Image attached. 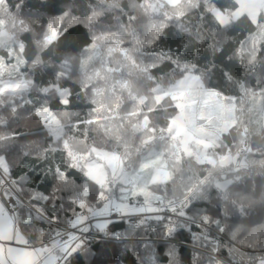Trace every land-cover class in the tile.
Returning a JSON list of instances; mask_svg holds the SVG:
<instances>
[{"label":"trees","instance_id":"16d2710c","mask_svg":"<svg viewBox=\"0 0 264 264\" xmlns=\"http://www.w3.org/2000/svg\"><path fill=\"white\" fill-rule=\"evenodd\" d=\"M58 4V8L50 10H70L67 16H49L40 0L0 2V28L10 35L6 45L0 44V80L26 82L20 91L0 92V157L5 159V173L12 186L27 202L25 208H31L33 216L47 213L48 220L52 215L60 219L55 225H41L38 221L25 225L17 217L20 230L32 243H51L49 238L64 226L70 214H87L112 198L129 202L117 199L118 184L113 182L109 188L108 182L103 187L87 176L72 154L84 156L93 147L113 151L125 168L135 170L150 150L169 151V145L175 142L161 141L160 129H166L169 119L180 110L169 95L157 99L155 94L186 73H196L200 88L213 90L234 104V121L221 130L207 152L200 144L193 147L196 152L203 150L214 163H201L192 152L190 157L185 154L179 164L173 162L177 157L169 156L168 167H164L169 178L147 185L149 204L141 193L131 190L124 194L131 197V202L144 201L151 209L145 222L152 219L149 214H156L154 204L184 202L189 196L201 211L194 210L181 219L183 208L180 209L167 225L179 233L173 239L166 240L164 229L153 219L139 232L129 228V240L109 241L102 246L109 253L118 250L122 260L117 264H155L153 256L161 264H168L165 252L172 253L171 264H221V260L225 264H233V260L235 264H256L264 256V10L259 7L254 21L247 13L233 17L237 0H179L174 4L166 0H58ZM89 7L93 9V19L104 17L100 25L89 29L91 33L97 35L103 30L123 44L105 45L102 56L90 57L80 51L86 43L85 29L76 28L58 45L45 50L42 37L48 33L49 23L57 29L61 21L65 27L72 23L87 25L80 17L87 14ZM258 94L260 113L254 122L250 119V97ZM69 96L70 102L62 107L58 98L66 101ZM44 107H51L59 124L57 135L46 123L41 127L45 120L37 110ZM130 113H140L141 121L144 116L150 117L151 127L157 130V140L152 145H144L149 134L135 131L137 117ZM89 120L97 122L88 124ZM77 122H84L79 129ZM104 124L109 132H104ZM240 151L245 157L238 160L243 155ZM228 152L231 160L227 165L219 164ZM59 169L68 171L70 177L57 175ZM37 175L40 182H52L47 204L40 203L42 198L32 187ZM224 180L228 181L224 187L216 184ZM99 192L103 196L98 199ZM34 195L36 203L29 204ZM212 210L219 211L221 226L227 231L221 236L216 227L204 225L197 232L198 238L188 243V250L177 255L176 246L189 239L180 230L199 224L205 211L212 215ZM234 218L242 222L233 226ZM124 228L113 225L111 232ZM205 233L215 239L208 243ZM91 234L80 239L76 248L81 254L90 250L95 230ZM216 239L220 241V259L213 255ZM141 240L155 243L143 248L137 244ZM194 254L198 258L193 261Z\"/></svg>","mask_w":264,"mask_h":264},{"label":"snow or ice","instance_id":"6c2138e0","mask_svg":"<svg viewBox=\"0 0 264 264\" xmlns=\"http://www.w3.org/2000/svg\"><path fill=\"white\" fill-rule=\"evenodd\" d=\"M41 4L45 7L46 10H48L49 16H57V15H68V11H51L50 9L52 7H59L58 0H52V3L49 4V0H40ZM88 7V5H86ZM223 11V9H221ZM93 9L91 7L88 8V12L86 15L80 17L81 20L87 21V25L84 23H72L69 26L65 27L63 25V22L61 21L60 29H57L54 27L51 23L47 25V28L49 29L48 33L42 37L45 50L47 48L52 47V45L56 44L58 45L59 42L67 37L69 33H71L76 28H84V38L86 40V43H84L82 46H80V51L82 53L89 54L90 57H100L102 56V49L105 45H114L117 43L123 44V41H119L116 39L115 36H109L108 34L104 33L103 30L97 35H93L91 31L89 30L93 25H100L103 21V15L95 17L93 19ZM134 19V17H133ZM219 23V21H218ZM223 27V25H221ZM62 29V30H61ZM220 51H223V48L221 47ZM243 70V69H242ZM223 75V73H222ZM211 95V94H209ZM71 97L69 96V99L66 101L59 100L58 103L62 107H66L68 103L70 102ZM174 100L180 99L182 102L175 105L177 110H180L182 107H186V105L183 103L182 97H173ZM236 97H233V100L235 101ZM203 103L207 104L208 100H204ZM39 110H37L38 112ZM49 111H52L51 107H49ZM95 105H93V112L95 113ZM129 115H135L137 117V124L135 127V131H137L138 134L144 135L149 134V138L144 140V145L150 146L153 144L154 141L157 140L156 132L157 130L154 127H151L150 125V117L144 116L143 120L141 121L139 119L140 113H130ZM39 119V116H37ZM203 118V117H202ZM115 119V117H113ZM95 120H89L87 121L88 124L96 123ZM47 123V121H43L41 123V127H44V124ZM81 123L84 122H77V128L79 129ZM182 123L181 117L177 116L174 119H169L167 128H161L160 129V136L159 139L161 141H174V144L169 145V151L161 152L157 155L156 158V164L159 166V164L163 163L164 167H168L167 160L169 156L177 157L173 162L174 163H181L185 154H188L189 157L191 156V153H189V148L191 147V143L184 140V134L182 132H178V125ZM109 128L107 124H104V132H109ZM14 135H19V133H16ZM51 139V137H49ZM203 147H205V150L207 152V149L210 147L208 144H203ZM115 154L113 155V159H115ZM201 163H207V164H213L214 160L207 157L205 155V158L200 161ZM225 159L222 158L220 163L223 165L225 163ZM60 173L63 174L65 179H68L70 177L69 172L65 171L64 169H59L57 172V175ZM15 179V178H14ZM87 179V177H85ZM41 179L37 175L34 177V183L32 187L35 189V192L38 194L39 197H41L40 203L47 204L49 199H51V188H52V182L51 180H43V182H40ZM19 183V181H17ZM103 196V192L97 193V198ZM118 200H128L131 202V197L125 195L123 192L120 193V195L117 197ZM20 200V203L17 204L16 201ZM37 196H32L31 200L28 201L29 204L36 203ZM7 202V203H5ZM0 204H2L5 209L9 208V204L11 205L10 209V216L12 213H15V216L12 217L13 221L15 222L17 217L19 218V222L23 223L25 225H30L34 221H38L41 225H43L46 222H50L51 224H59L60 219L57 215H52L50 217V220L46 219L48 214L45 213L43 216H41L39 213H37L35 216H33V210L31 208H25V201L21 200L18 195L13 193L12 195H9L7 191L0 193ZM37 207H39V204H37ZM52 207L55 208L56 204L55 202L52 204ZM99 207V205H98ZM183 208V216H181V219L187 218L188 214L190 212H193L194 210L196 212H200L199 206L197 205L196 201L193 200L191 196L187 197L185 203L181 205ZM76 208L79 209L80 205H76ZM165 211H169L168 209H162L160 214H149L152 219H149L147 222L142 221L140 217L144 215L143 213H137L135 211L132 212H126V213H120V212H110L107 217H102L99 213H94L92 218L83 217V213L80 214V216H77L75 214H70L68 217L65 218L64 221V227L58 228L55 230L53 235L49 238L50 242H55L58 238L63 241L67 240V245L60 250V255L58 259L54 260L51 257L48 259H43V252L45 251V248L40 249H33L34 254L38 255L41 259H38L37 264H59L60 261H64V264H72L73 261H75V264H117L118 261L122 260V257H120L118 250H113L111 253L104 248L102 245L105 243H108L109 241L117 242V243H123L130 239L129 235L127 234V230L129 228L132 229V231L139 232L141 228H146L148 224L152 223V220L154 219L155 222L160 225L164 229V238L167 239H173L176 235H178V231L174 226H167L170 224L173 217H176L177 214L180 212V209H176L174 212H169V216L165 217L162 213ZM220 213L218 210H212V215H208L207 211L204 213L203 219H201L199 224H190L188 228H183L180 231H183L187 234V237L189 239H186L184 243H180L176 246V254L179 256H182L184 252L188 250V243H190L193 240H196L197 232L204 226V225H212L213 227H216L218 235H223L225 231H227L226 228L221 226V220L219 219ZM213 217H216L215 223L212 224ZM135 218V219H134ZM98 219H106L107 223H100L97 222ZM242 221H239L238 218H234L231 221V224L234 226L237 223H240ZM113 225H124L125 228L121 229L117 232H111V228ZM95 230V238L90 244V250L87 252V254H81L79 248H73V245H75L76 241L81 239L83 236H86L88 233L93 232ZM49 231H52V229H49ZM110 233V234H109ZM205 235L208 237V243H211L214 237H212L210 234L205 233ZM200 239H203L204 237H199ZM9 247L10 249L16 245V241H9ZM48 242H46L47 245ZM155 241L149 240L148 242L144 241H137V244L142 246L143 248H147L149 244H154ZM220 241L216 239V251L213 255L216 256L217 259H220L219 253L221 252V249L218 247ZM207 243L205 244V247H207ZM226 250V249H225ZM164 255L167 257L166 262L168 264H171L172 261V253L171 252H165ZM198 258V255L194 254L192 256L193 261ZM229 259H232L229 257ZM153 260L155 261V264H161L157 256H153ZM0 264H10V261L0 260ZM11 264H14V262H11ZM221 264H225L223 260H221ZM233 264H235V261L233 260ZM256 264H264V256H262L260 259L256 261Z\"/></svg>","mask_w":264,"mask_h":264},{"label":"rangeland","instance_id":"374dc122","mask_svg":"<svg viewBox=\"0 0 264 264\" xmlns=\"http://www.w3.org/2000/svg\"><path fill=\"white\" fill-rule=\"evenodd\" d=\"M166 1L170 4H174L179 0ZM258 14L259 12L252 15L251 19L256 21ZM9 38L10 35L3 33V30L0 28V44L6 45L8 42L7 39ZM16 45L20 47L18 41L16 42ZM24 87H26V82L23 79L0 80V92L2 93L20 91L24 89ZM60 92H63V90L60 89ZM193 94H201V98L204 100H210H208L209 102L207 104H196L192 99H198V97H191ZM163 95H169L172 98H183V103L186 107H182L179 113L175 116L181 117L182 120V123L178 125V132H182L184 134V140L191 143V147L188 151L192 152L198 160L204 159L205 154L203 150L199 149L198 153L194 148H197L199 144L203 145L206 143L210 145L215 143L221 130L227 128L229 122L234 121L235 109L232 100L227 97H216L213 90L199 88V75L196 73H186L184 76L177 79L174 84L165 88L163 91L156 92L155 94L157 99ZM259 100V94L250 97V119L254 122L257 121V116H259L260 113ZM176 101L177 104L182 102L180 99H176ZM39 114L45 121H47L46 124L51 133L57 135L59 133V124L54 119L51 112L44 107L39 110ZM241 152L242 151H240V154ZM114 154L116 157L115 159H113ZM158 154L159 153L155 150H150L147 154V158L143 159L135 170L125 168L118 154L109 150L93 147L84 156H77L74 154H72V156L75 159L74 162L76 165L83 167L86 175L102 183L103 187H105L108 182H114V184H118L119 193H128L133 190L136 193H141L144 196L146 203L149 204L148 196H151V194L147 187L148 183L163 181L170 176L169 171L164 168L163 163L157 166L156 158ZM228 155L232 154L228 152L227 155L223 157L226 161L223 165H227V162H229L230 159ZM244 157L245 153L242 155V158ZM220 161L219 164H221ZM146 168H151L150 172L145 171ZM0 171L5 174L6 164L4 157H0ZM227 182L228 181L224 180L217 182L216 184L219 187H224ZM134 186L135 189H133ZM6 188L8 190L7 192L11 194L8 185H6ZM113 202H116V200L114 199ZM109 205V201H102L101 205L91 209L89 214L93 216L94 213H99L102 217H107ZM77 216H80V214ZM101 221L107 223L106 219L97 220V222Z\"/></svg>","mask_w":264,"mask_h":264},{"label":"crops","instance_id":"0c3cea01","mask_svg":"<svg viewBox=\"0 0 264 264\" xmlns=\"http://www.w3.org/2000/svg\"><path fill=\"white\" fill-rule=\"evenodd\" d=\"M237 1H238V7L232 14L234 18L243 13H247L251 17L252 15L260 12L259 5L261 0H237ZM191 97L193 98L198 97V99H192L196 104H201L204 101V99L201 98V94H196V95L193 94ZM3 175L7 176L6 173ZM1 188H2V192L7 191L3 179L0 177V189ZM107 201L110 202L109 209L112 205L121 208L123 204L126 203V202L121 203L118 201L113 202L114 201L113 198L108 199ZM142 210H143L142 208L133 209V211H142ZM146 211L150 213L151 209L147 207ZM9 213L10 212L7 211V209H5V207L2 204H0V260L7 259L10 261V264L11 262H14V264H37L38 259L41 258L38 257V255L34 254L33 249L45 248V251L43 252V259H44V256L47 254H53V255L60 254V250L67 245L68 241L66 242L55 241L51 243L48 242L47 245L46 243H41V242L38 243L30 242L27 236L17 226L16 221L15 222L13 221L12 217L15 216V213L14 214L12 213L11 216ZM84 217L92 218L93 216H91L88 212L87 214H83V217H81V219H83ZM99 220L100 219H98V221ZM100 223H103V221H101ZM9 241H16V245L13 246L11 249L9 247V243H8ZM80 241L81 240L76 241L75 245H73V248H76ZM41 264H42V260H41Z\"/></svg>","mask_w":264,"mask_h":264},{"label":"built area","instance_id":"2783aa9c","mask_svg":"<svg viewBox=\"0 0 264 264\" xmlns=\"http://www.w3.org/2000/svg\"><path fill=\"white\" fill-rule=\"evenodd\" d=\"M259 7H260L261 9L264 10V0H261V1H260V5H259ZM215 96H216V97H219V98H222V96H221L219 93H217V92H215ZM230 156H231V158H232V155H228L229 159L231 160ZM241 158H242V157H239L238 160H240ZM230 160H229V161H230ZM227 163H228V162H227ZM0 177L3 179V181H4V183H5V186L8 185V187H9V189H10V191H11V194H10V195H12L14 192H13V188H12V186H11L9 180H7L3 175H2V176L0 175ZM108 187H109V188H112V187H113V182H109V183H108ZM0 193H3V192H2V188L0 189ZM17 201H18V200H17ZM17 201H16V203H17ZM5 203H7V202H5ZM184 203H185V201H184V202H182V201H171V202H167V203L154 204V206H152V208H153L154 213H156V214H160L161 211H162V209H168L169 211H165V212L162 213L165 217H168V216H169V212H174L176 209H182L181 205H183ZM147 207H148V206L146 205V203H145L144 201H138V202H126L125 204H123V206H122L121 208H118V207L112 205V206L110 207L109 211H108V215H109L110 212L126 213V212H132L133 209H136V208H142V209H143L142 211H135V212H137V213H143L144 215H142V216L140 217V219H141L142 221H145V219H146V217H147V214H148V212L146 211V208H147ZM10 209H11V205L9 204V208L7 209V211L10 212ZM13 214H14V212H13ZM175 218H176V217H173L172 220H174ZM134 219H135V218H134ZM63 227H64V226H62L61 228H63ZM91 235H92V234H91V232H90V233H88L86 236H91ZM83 237H85V236H83ZM83 237H82V238H83ZM79 240H80V239H79ZM56 241H58V242H66L67 240L65 239V240L61 241V240L58 238ZM77 241H78V240H77ZM59 255H60V254H56V255H53V254H47V255L44 256V259H48L49 257H51L52 259L56 260V259H58ZM62 263H63V261H60V262H59V264H62Z\"/></svg>","mask_w":264,"mask_h":264},{"label":"water","instance_id":"95a60500","mask_svg":"<svg viewBox=\"0 0 264 264\" xmlns=\"http://www.w3.org/2000/svg\"><path fill=\"white\" fill-rule=\"evenodd\" d=\"M0 175L2 176V173H1V172H0ZM13 192H14L16 195H18V196L20 197L21 200L25 201V200L23 199V197L19 194V192L17 191V189L14 188V187H13ZM25 203L27 204L26 201H25Z\"/></svg>","mask_w":264,"mask_h":264}]
</instances>
